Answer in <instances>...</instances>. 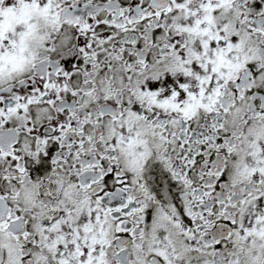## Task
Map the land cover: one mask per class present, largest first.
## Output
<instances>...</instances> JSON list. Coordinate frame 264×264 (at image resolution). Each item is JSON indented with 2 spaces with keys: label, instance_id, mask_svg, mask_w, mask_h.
Masks as SVG:
<instances>
[{
  "label": "snow or ice",
  "instance_id": "6c2138e0",
  "mask_svg": "<svg viewBox=\"0 0 264 264\" xmlns=\"http://www.w3.org/2000/svg\"><path fill=\"white\" fill-rule=\"evenodd\" d=\"M0 264H264V0H0Z\"/></svg>",
  "mask_w": 264,
  "mask_h": 264
}]
</instances>
